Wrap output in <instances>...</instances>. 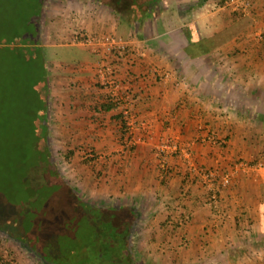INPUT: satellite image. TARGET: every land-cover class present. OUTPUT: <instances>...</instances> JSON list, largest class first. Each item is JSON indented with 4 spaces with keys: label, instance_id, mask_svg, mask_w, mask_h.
<instances>
[{
    "label": "crops",
    "instance_id": "crops-1",
    "mask_svg": "<svg viewBox=\"0 0 264 264\" xmlns=\"http://www.w3.org/2000/svg\"><path fill=\"white\" fill-rule=\"evenodd\" d=\"M246 1L249 7L242 11L234 10L230 0H95L107 15L98 17L94 30L87 24L82 27L90 34L125 41L128 54L110 60L95 57L90 48L73 43L74 38L62 46L85 51L75 61H48V135V128L59 124L60 134L82 139L86 148L94 146L90 140L95 138V149L101 153L119 152L127 134L121 131V110H103L110 90L100 81V68L105 66L115 69L118 81L134 98L128 104L135 117L130 139L141 155L149 154L158 141H173L200 163L208 159L226 166V160H248L247 139L259 138L252 125L258 132L259 123L264 124V0ZM202 41L211 49L207 54L193 57V49L186 53L190 43ZM207 133L221 140L211 150L199 142ZM176 170L181 178L173 179L176 189L164 197L169 205L177 204L181 181L186 184L184 168ZM137 174H142L141 167ZM247 180L240 182L241 190L249 189ZM139 196L142 202L154 200L153 195ZM198 196L190 203L203 202ZM220 208L214 213L193 210L191 225L188 217L176 214L181 226L174 232L173 227L161 230L189 241L181 246L188 254L182 264H264V191L238 199L229 195ZM195 252L198 257L192 258Z\"/></svg>",
    "mask_w": 264,
    "mask_h": 264
},
{
    "label": "rangeland",
    "instance_id": "rangeland-1",
    "mask_svg": "<svg viewBox=\"0 0 264 264\" xmlns=\"http://www.w3.org/2000/svg\"><path fill=\"white\" fill-rule=\"evenodd\" d=\"M20 1L25 0H0V29L9 25H19V29H22L21 24L17 21ZM243 1L248 3L246 0ZM98 5L92 0H44L40 13L39 45L62 47L70 45L75 39L73 43H81L93 51L90 45L84 43L86 38L95 39L104 36L87 33L82 26L87 24L92 27V30L96 29L100 23L98 17L105 15V11H107L97 7ZM254 30L258 33L259 27ZM70 34L72 37L67 36ZM5 35L6 32L3 31L1 38ZM72 38L74 39L72 40ZM17 59L16 56L0 48V137L1 135L10 137V139L13 137V141L16 138L19 139L15 151L18 157H23L26 155V150L28 151V148L33 144V142H26L24 137L38 136L44 133L39 134L40 132L37 131L35 135L34 126L41 121V117L36 114L37 112L34 115L27 113L22 105L23 97H28V95L25 94L22 87L23 69ZM22 65H25L24 62ZM160 77L164 78V76ZM104 86L110 88L109 94H111L112 88L106 84ZM124 87V94L129 95V102H132L134 98L130 89ZM37 104L38 100L34 104L35 111ZM105 126L107 127V125ZM263 126L264 124L259 123V131L256 132L255 124L252 125L255 129L253 135L259 134V138L247 139L249 159L228 160L230 162L226 160V166L223 161L213 164L206 159L207 161L200 163L192 155L170 154L166 156L165 169L162 170L157 147L163 142L173 141H158V143L156 142L158 145L154 146L149 154H146L145 151V155H141L137 149L138 144H133L134 141L130 139L131 135L128 130H126L127 137L123 141L121 140L119 152L108 149L101 153V150L95 149V138L90 140L94 146L86 148L82 139H67L63 136V132L60 134L59 124L48 128L51 130H49L48 142L56 176L65 182L78 201L102 211H110L113 208H131L136 213V218H126L125 222L119 220L113 222V225L121 232L125 230V223L129 220L131 229L128 232V242L131 248V260L128 264H182V259L188 257V254L183 250L185 247L181 249V246L183 244L186 246L189 241L185 236H177L174 233L166 235L161 230L171 228L174 224H177L178 227L181 226L179 220L174 217L176 214L183 215V218L188 217L186 220L190 224L189 216L193 210L219 212L222 209L220 203L224 197L231 195L238 199L239 195H256L264 191V130L261 128ZM63 127L62 125L61 129ZM110 127L112 126H109V130ZM220 141L210 133L199 139L200 144L204 143L209 147V150H211V146H217ZM3 147L2 144L0 151ZM91 149L92 151H90ZM68 150L73 151L74 155L69 162H66L64 157ZM11 157L12 155L5 154L3 161ZM221 157L223 160V155ZM133 159H135L134 164ZM254 159L255 163H252L251 161ZM171 160H178L180 165L173 164ZM257 165L259 168L254 169V166ZM177 166H180L181 169L184 168L182 179L186 184L181 181L178 187L181 198L179 195L177 204L169 205L166 204L168 202L164 200V197L176 189L173 179L181 178L176 170ZM140 167L142 174H137ZM22 168V164L15 165L10 161L1 164L0 161L1 220L8 217L11 219L27 216L25 220H17L21 224V228L29 227L39 240H42L44 235L46 240L51 241L47 240L55 249L59 248V245L61 247L62 243L67 245V241L73 236L80 237L94 227V221L88 224L86 219H82L81 215L73 208L69 200L70 196L63 194L67 196L63 197L60 194L62 189L57 185L55 188L45 186L38 190L39 195L34 199L30 193H23L24 184L34 186L36 183L33 180L27 182V178L25 180ZM145 171H147L146 175L143 173ZM203 172L215 173L216 178L213 179L212 184H208L202 179ZM240 173V179H249L246 181L250 183L249 189L244 187L241 190L240 182L242 180L239 182L238 178ZM226 175L231 176V179L230 183L223 187L220 180ZM180 180H176V183ZM251 180L256 181L251 182ZM167 184H171L170 188L166 187ZM140 192L149 196L153 195V202H142L144 197L140 198ZM197 195H200L198 197L203 202L200 204L190 203L192 198ZM172 212L175 214L173 218L170 214ZM117 215L121 217L122 211ZM180 221L185 223V220ZM6 237V234L0 232V264L6 261L7 264H42L24 246L14 241H6ZM41 240L37 244L43 247ZM195 254L196 252L192 258L198 257Z\"/></svg>",
    "mask_w": 264,
    "mask_h": 264
},
{
    "label": "trees",
    "instance_id": "trees-1",
    "mask_svg": "<svg viewBox=\"0 0 264 264\" xmlns=\"http://www.w3.org/2000/svg\"><path fill=\"white\" fill-rule=\"evenodd\" d=\"M43 2L44 0L20 1L21 6L17 13V21L21 24L22 29H19V25H9L8 27L0 29V48L5 49L6 52L18 58V63L22 66L24 75V80L21 82L23 85L22 87L25 94L28 95V97H23L22 101L24 100V102L22 105H24L27 113L34 115V113L37 112L36 114L41 117V121L34 126L35 135L37 131L40 132L39 134H44L24 137L26 142H33V144L32 147L30 146V148H28V151L26 150V155L23 157H18L15 151L19 142L17 140L19 139L16 138L15 141H13V137L10 139V137L1 135L0 147L2 144L4 147L0 151V161L1 164L10 161L11 163H15V165H23L22 169L24 172L22 174L25 180L27 178V182L33 180L36 183L34 186L24 184L23 193H30L33 199L39 195L38 190L43 189V187L51 186L55 188V185H57L58 188L62 189L61 195L67 194V196H70L71 199L69 198V200L73 208L81 215L82 219H86L85 221L88 224L94 221V227L80 237L73 236V238L67 241L68 246L61 242L63 245L61 244V247L59 245L57 249L49 243L51 242L49 239H47L49 242L45 239L44 235H41L42 240L40 239L41 245L44 246L40 247V245L37 244L40 240L35 233L27 226L21 228V224H19L17 220H25L27 216L11 219L8 217L5 220L0 219V232L6 234V241H14L22 246H26L27 249L49 264H128L131 260V248L128 242V232L131 229L128 222L129 220L125 223V230L121 232L113 225V222L115 220L125 222L126 218H136V213H134L131 208H113L111 210L107 209L110 211H102L98 208L86 206L75 198V195L71 193L69 187L56 176L55 170L53 169V159L50 155L47 122L45 119L48 74L46 67L48 61L52 59L68 62L74 58L73 61H75L79 59L81 52L85 50L74 47L55 48L39 45V23ZM3 31L6 32V35L1 38V33ZM189 45L190 47L185 50L187 54H190V49H193L195 54L193 57L198 56V54H207L211 50H209L206 41L200 43L192 42ZM21 53H24V55H21ZM85 53H87V51ZM92 54L95 57L99 56L95 52ZM127 54L128 49L119 56L124 57ZM90 55L91 54H89V56ZM22 62H24L25 65H22ZM37 100L38 104L35 111L34 104ZM104 105H106L103 106V110L105 111L118 109L117 105L112 102L109 93L105 97ZM117 119H120V116H118ZM123 122L120 120L121 131L126 135V126L124 124L125 122ZM11 141H13V143H11ZM90 151H92V149ZM5 154L12 155V157L3 161ZM73 155L74 152L68 150L64 157L66 162H69ZM251 162L255 163V159ZM67 196L63 195V197ZM120 211H122V215L118 217L117 214ZM177 227V224H174L171 231L174 232ZM22 237L24 238L22 239ZM71 244H73L72 247ZM3 264H7V261L3 262Z\"/></svg>",
    "mask_w": 264,
    "mask_h": 264
},
{
    "label": "built area",
    "instance_id": "built-area-1",
    "mask_svg": "<svg viewBox=\"0 0 264 264\" xmlns=\"http://www.w3.org/2000/svg\"><path fill=\"white\" fill-rule=\"evenodd\" d=\"M230 4L234 10H242L245 11L248 9V3L244 2L243 0H231ZM86 45H90L98 55H101L104 59H116L117 56L122 55L126 49H128V45L125 41L117 39L113 36H104L100 38H86L85 42ZM100 81L103 85H109L112 89L111 91V98L112 102L117 105V107L121 110L123 120L125 121L126 128L129 133H131V129L135 124V117L129 111V99L130 96L124 94V88L120 84L117 79V73L114 68H108L102 66L100 68ZM160 76L166 77L165 74L161 73ZM158 152L160 154L159 163H161V169L164 170L166 164V156L170 154H180V155H188L186 149L181 147L176 142H163L158 145L157 147ZM259 168V166H254V169ZM216 178L214 172H203L202 179L207 181L208 184H212L213 179ZM231 176H223L221 177L220 183L221 185L227 186L230 183ZM212 199L214 197L212 196ZM215 202V201H214Z\"/></svg>",
    "mask_w": 264,
    "mask_h": 264
},
{
    "label": "water",
    "instance_id": "water-1",
    "mask_svg": "<svg viewBox=\"0 0 264 264\" xmlns=\"http://www.w3.org/2000/svg\"><path fill=\"white\" fill-rule=\"evenodd\" d=\"M24 248H25L29 253H31L32 255L36 256L35 253H33V252H31L29 249H27L26 246H24ZM36 257L38 258V260H40V262H41L42 264H49L48 262L44 261L41 257H39V256H36Z\"/></svg>",
    "mask_w": 264,
    "mask_h": 264
}]
</instances>
